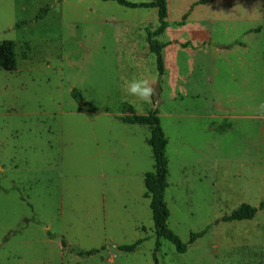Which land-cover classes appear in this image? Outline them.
Instances as JSON below:
<instances>
[{"label":"rangeland","instance_id":"374dc122","mask_svg":"<svg viewBox=\"0 0 264 264\" xmlns=\"http://www.w3.org/2000/svg\"><path fill=\"white\" fill-rule=\"evenodd\" d=\"M124 1L139 6L0 0V44L17 59L0 69V264H264V0H166L162 74L158 10ZM133 78L161 90L184 254L163 238L156 249L150 128L121 120L125 105L149 115L154 95H126ZM244 204L262 208L223 221Z\"/></svg>","mask_w":264,"mask_h":264},{"label":"trees","instance_id":"16d2710c","mask_svg":"<svg viewBox=\"0 0 264 264\" xmlns=\"http://www.w3.org/2000/svg\"><path fill=\"white\" fill-rule=\"evenodd\" d=\"M119 2L130 8H137L139 5L128 3L124 0H119ZM140 7L147 9H157L159 13L160 28L153 34L149 35V44L150 50L152 53L157 56L158 67L163 72L164 63L161 56V51L163 46L159 45L156 41L153 40L154 37L160 36L165 32L166 28V17H167V8L166 0H151L149 3L141 4ZM45 13V10H43ZM42 17V15H41ZM153 36V38H152ZM16 45L12 41H5L0 44V69H3L8 72L16 71L17 69V59L15 53ZM73 97L81 102L84 106L97 111L98 109L90 105L89 103L84 102V99L79 92L74 91ZM129 109L131 115L122 117L121 120L124 123L137 124L142 126H148L150 128V138L148 140L149 145L153 151L155 166L154 172L148 173L144 176L145 186L148 190V193L152 197V202L150 205L152 211V218L155 226L157 243V251L160 248V240L166 239L171 242L178 253L184 254L188 250V246L185 245L181 239L169 228L168 220L170 218V210L165 201V192L168 187L167 178L169 174V161L166 157V149L168 141L166 139L165 133L161 127L160 119L158 117L159 111H151L147 116L136 115L131 106L125 105ZM105 112H109L105 110ZM262 208V207H261ZM258 208H253L248 204L242 205L237 211H235L231 216L225 217L224 222H234V221H248L255 218L259 212ZM206 233L195 234L191 237V244L194 243L198 238L202 237ZM140 244L138 242L136 245L129 247H121L120 250L133 252L136 247ZM95 251L81 253V256H91Z\"/></svg>","mask_w":264,"mask_h":264},{"label":"clouds","instance_id":"9594fccd","mask_svg":"<svg viewBox=\"0 0 264 264\" xmlns=\"http://www.w3.org/2000/svg\"><path fill=\"white\" fill-rule=\"evenodd\" d=\"M155 92L156 89L149 86V82L146 79L133 78L130 81H125L126 95L135 96L142 101L148 102ZM258 110L261 114H264V102L258 105Z\"/></svg>","mask_w":264,"mask_h":264},{"label":"water","instance_id":"95a60500","mask_svg":"<svg viewBox=\"0 0 264 264\" xmlns=\"http://www.w3.org/2000/svg\"><path fill=\"white\" fill-rule=\"evenodd\" d=\"M160 92L161 90L156 88V92L154 93L155 109L153 112H156L161 104Z\"/></svg>","mask_w":264,"mask_h":264}]
</instances>
